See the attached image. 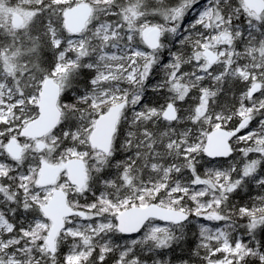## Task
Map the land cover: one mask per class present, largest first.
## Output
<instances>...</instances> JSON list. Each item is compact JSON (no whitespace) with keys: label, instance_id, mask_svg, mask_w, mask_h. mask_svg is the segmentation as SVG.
Returning a JSON list of instances; mask_svg holds the SVG:
<instances>
[{"label":"snow or ice","instance_id":"snow-or-ice-1","mask_svg":"<svg viewBox=\"0 0 264 264\" xmlns=\"http://www.w3.org/2000/svg\"><path fill=\"white\" fill-rule=\"evenodd\" d=\"M0 264H264V0H0Z\"/></svg>","mask_w":264,"mask_h":264}]
</instances>
